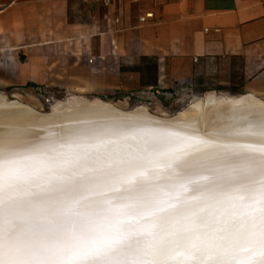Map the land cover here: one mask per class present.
Wrapping results in <instances>:
<instances>
[{"label":"bare ground","instance_id":"obj_1","mask_svg":"<svg viewBox=\"0 0 264 264\" xmlns=\"http://www.w3.org/2000/svg\"><path fill=\"white\" fill-rule=\"evenodd\" d=\"M8 100L0 214L63 226L5 264H264V100L210 92L170 116L76 95L47 113Z\"/></svg>","mask_w":264,"mask_h":264},{"label":"crops","instance_id":"obj_2","mask_svg":"<svg viewBox=\"0 0 264 264\" xmlns=\"http://www.w3.org/2000/svg\"><path fill=\"white\" fill-rule=\"evenodd\" d=\"M199 77L264 79V0H0V89L101 96Z\"/></svg>","mask_w":264,"mask_h":264},{"label":"rangeland","instance_id":"obj_3","mask_svg":"<svg viewBox=\"0 0 264 264\" xmlns=\"http://www.w3.org/2000/svg\"><path fill=\"white\" fill-rule=\"evenodd\" d=\"M225 75V74H224ZM223 76V74H219ZM208 77L198 78L193 84L183 83L179 88H168L163 90H143L133 93L110 92L104 95L77 93V90H62L49 88H10L0 89L8 101L20 100L29 105L36 111L47 113L51 104L56 100H64L74 96L72 94L82 95L88 99L98 98L110 103H123L126 109L136 105H145L152 113L170 116L177 111L183 110L188 103L193 100L205 98V95L213 92L216 94H225L238 96L246 92H254L264 100V79L252 83L247 87L230 85L228 82H215V79ZM239 87V88H238ZM14 92L19 93L18 96Z\"/></svg>","mask_w":264,"mask_h":264},{"label":"snow or ice","instance_id":"obj_4","mask_svg":"<svg viewBox=\"0 0 264 264\" xmlns=\"http://www.w3.org/2000/svg\"><path fill=\"white\" fill-rule=\"evenodd\" d=\"M4 163L5 160L0 155V192H3V181H4ZM54 169L45 167L42 173H54ZM15 207H23V205L16 204ZM29 222L31 223L30 228L22 226H15L11 224L3 214H0V257L4 256L6 251L9 255L15 256L19 250L20 244L24 239L33 234H39L45 238H51L56 231L62 228V222H47V219L43 218L38 213L30 215ZM0 264H5V260L0 258ZM8 264H63L58 259H50L46 261H36L33 258H23L10 260ZM79 264V261L77 262Z\"/></svg>","mask_w":264,"mask_h":264},{"label":"built area","instance_id":"obj_5","mask_svg":"<svg viewBox=\"0 0 264 264\" xmlns=\"http://www.w3.org/2000/svg\"><path fill=\"white\" fill-rule=\"evenodd\" d=\"M98 1V0H97ZM101 1L103 4H107L110 0H99ZM144 18H141V20H143Z\"/></svg>","mask_w":264,"mask_h":264}]
</instances>
